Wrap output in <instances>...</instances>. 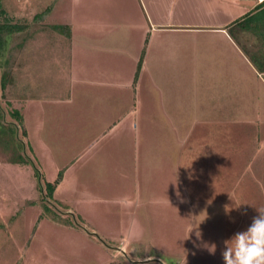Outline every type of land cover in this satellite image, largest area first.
Segmentation results:
<instances>
[{"label":"rangeland","instance_id":"obj_1","mask_svg":"<svg viewBox=\"0 0 264 264\" xmlns=\"http://www.w3.org/2000/svg\"><path fill=\"white\" fill-rule=\"evenodd\" d=\"M0 10V23L20 26L0 56V264H224V241L264 207L261 82L246 74L223 91L172 76L163 58L141 90L79 89L71 62L88 57L71 59L77 32L87 53L113 41L121 73L134 67L137 0H0ZM237 37L254 50L251 33Z\"/></svg>","mask_w":264,"mask_h":264},{"label":"crops","instance_id":"obj_2","mask_svg":"<svg viewBox=\"0 0 264 264\" xmlns=\"http://www.w3.org/2000/svg\"><path fill=\"white\" fill-rule=\"evenodd\" d=\"M260 1L137 0L140 20L136 22L137 28L141 29V37L139 35L140 39L135 51L139 52L137 55L134 53L129 55V59L134 63V69L130 68L125 73H121L119 65H116V57L114 58L112 53V50H115V45L112 47L109 45L114 44L113 41H98L94 46V51L89 52L88 49L87 53L83 49L86 44L78 38L81 33L77 32L69 50L70 56L74 51L71 59L75 58L76 53L83 51L85 52L83 53L84 57L86 55L88 60L83 68L76 58L73 63L71 62L76 77L73 83L74 87L79 85V89L94 90L92 88L106 85L117 88L129 87L135 92L142 76L153 70V62L170 58L177 61H174L173 64L175 74L172 73V76L185 75L192 81H197V77H199L201 78L199 83L210 82V84L218 85V89L226 91L227 79L237 82L240 76L243 75L246 78L248 77L246 74H250L251 77L255 76L256 80L261 82L257 88L263 92L264 79L262 76L264 73L260 74L253 68L228 33V27ZM111 24V22L108 23L106 28H109ZM80 41L82 45H79ZM74 46L76 48H73ZM105 46L107 47L105 48ZM106 50H108L107 55H104L102 52ZM130 56L132 57L130 58ZM184 60L187 63H183ZM142 86L140 85L139 90L142 89ZM260 102L264 111V100ZM193 109H195L194 106ZM131 112L129 107L116 119L123 120ZM167 115L168 113L162 114L165 118ZM186 124L188 126L191 124L190 118L186 119ZM171 128H174L172 124ZM190 129L191 127H188L186 131H190ZM180 137L184 136L180 135ZM62 179L61 176V183Z\"/></svg>","mask_w":264,"mask_h":264},{"label":"trees","instance_id":"obj_3","mask_svg":"<svg viewBox=\"0 0 264 264\" xmlns=\"http://www.w3.org/2000/svg\"><path fill=\"white\" fill-rule=\"evenodd\" d=\"M0 14L2 11L0 10ZM62 26H54L56 30H60ZM20 26L6 23H0V56L4 48L5 38L11 34V32L19 29ZM239 31L251 33L255 40L256 45L254 50L248 52L242 45L239 46L237 33ZM228 33L232 39L236 42L239 48L242 50L246 58L249 60L254 69L260 73H264V0L257 3L250 11L242 15L240 18L235 20L229 27ZM139 61L137 62L136 69L138 68ZM4 72L0 74V87L4 86ZM17 116V114H16ZM57 177H60V173ZM47 193L50 195L53 185L50 183L46 184Z\"/></svg>","mask_w":264,"mask_h":264},{"label":"clouds","instance_id":"obj_4","mask_svg":"<svg viewBox=\"0 0 264 264\" xmlns=\"http://www.w3.org/2000/svg\"><path fill=\"white\" fill-rule=\"evenodd\" d=\"M255 208L258 215L253 217L247 229L235 233L229 240L224 241L225 247L222 250L224 264H264V207ZM208 251L215 254V245L208 247Z\"/></svg>","mask_w":264,"mask_h":264}]
</instances>
